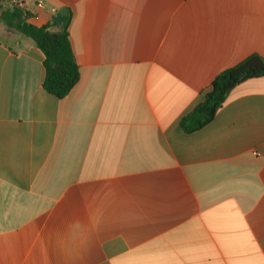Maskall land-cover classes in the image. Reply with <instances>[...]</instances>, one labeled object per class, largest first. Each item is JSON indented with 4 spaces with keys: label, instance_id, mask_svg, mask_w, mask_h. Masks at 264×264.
Here are the masks:
<instances>
[{
    "label": "crops",
    "instance_id": "1",
    "mask_svg": "<svg viewBox=\"0 0 264 264\" xmlns=\"http://www.w3.org/2000/svg\"><path fill=\"white\" fill-rule=\"evenodd\" d=\"M45 3L71 14L80 79L54 97L43 52L0 36V264H264V76L180 126L220 73L264 59V0Z\"/></svg>",
    "mask_w": 264,
    "mask_h": 264
},
{
    "label": "trees",
    "instance_id": "2",
    "mask_svg": "<svg viewBox=\"0 0 264 264\" xmlns=\"http://www.w3.org/2000/svg\"><path fill=\"white\" fill-rule=\"evenodd\" d=\"M0 2L7 3L9 0H0ZM33 16L42 18L45 15L42 13L33 15L26 9H19L10 4L2 10L0 22L13 35L29 39L43 52L45 56L43 88L54 97L63 99L80 79L79 67L68 32L71 14L63 17L59 32L52 31L51 25L37 26L30 23L28 20ZM54 18V15H50L51 23L56 25ZM3 42L10 47L8 39H3ZM262 76H264V59L258 55H252L220 73L213 80L203 102L182 119L180 123L182 130L190 134L209 125L235 86Z\"/></svg>",
    "mask_w": 264,
    "mask_h": 264
},
{
    "label": "built area",
    "instance_id": "3",
    "mask_svg": "<svg viewBox=\"0 0 264 264\" xmlns=\"http://www.w3.org/2000/svg\"><path fill=\"white\" fill-rule=\"evenodd\" d=\"M10 4L13 6L19 8V9H25V4L23 0H9ZM37 10L39 11H47L50 15H57V9L55 7H52L51 9H47L45 0H39L35 4Z\"/></svg>",
    "mask_w": 264,
    "mask_h": 264
},
{
    "label": "water",
    "instance_id": "4",
    "mask_svg": "<svg viewBox=\"0 0 264 264\" xmlns=\"http://www.w3.org/2000/svg\"><path fill=\"white\" fill-rule=\"evenodd\" d=\"M68 15V10L67 8H62L61 10L58 11V15L55 16L54 21L57 24H61L63 21V17Z\"/></svg>",
    "mask_w": 264,
    "mask_h": 264
},
{
    "label": "rangeland",
    "instance_id": "5",
    "mask_svg": "<svg viewBox=\"0 0 264 264\" xmlns=\"http://www.w3.org/2000/svg\"><path fill=\"white\" fill-rule=\"evenodd\" d=\"M5 7L1 8L0 9V14L2 12V10L4 9ZM1 24V23H0ZM4 26V25H3ZM0 36L3 37V38H6L7 37V34H6V27L4 26L3 30L0 32Z\"/></svg>",
    "mask_w": 264,
    "mask_h": 264
}]
</instances>
